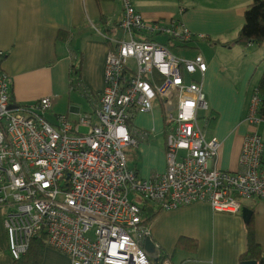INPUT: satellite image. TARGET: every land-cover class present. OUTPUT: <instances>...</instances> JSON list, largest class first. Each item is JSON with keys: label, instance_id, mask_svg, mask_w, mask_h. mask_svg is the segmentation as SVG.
<instances>
[{"label": "built area", "instance_id": "2783aa9c", "mask_svg": "<svg viewBox=\"0 0 264 264\" xmlns=\"http://www.w3.org/2000/svg\"><path fill=\"white\" fill-rule=\"evenodd\" d=\"M120 2L104 90L77 121L58 115L48 122L49 98L11 103L0 50V210L12 261L38 238L70 264H153L143 250L150 236L143 206L173 211L203 202L213 213L241 215L245 201L264 200L260 135L245 136L238 170L228 172L214 166L218 143L198 125V111L207 108L193 76L207 66L198 54L184 60L173 50L202 36L175 19L146 21L130 0ZM154 103L163 111L166 165L142 178L127 167L125 149L147 139L130 124ZM260 106L254 92L245 119L253 128L264 121Z\"/></svg>", "mask_w": 264, "mask_h": 264}, {"label": "crops", "instance_id": "0c3cea01", "mask_svg": "<svg viewBox=\"0 0 264 264\" xmlns=\"http://www.w3.org/2000/svg\"><path fill=\"white\" fill-rule=\"evenodd\" d=\"M130 2L146 21L175 19L194 35L202 36L174 49L173 54L184 60L198 54L206 63L205 73L194 74L193 80L201 84L207 108L198 111L204 122L201 130L206 140L218 143L214 166L237 171L243 140L252 131L260 135L264 155V121L253 128L245 120L264 71V42L246 46L232 43L251 0ZM121 17L120 0H0V50L5 53L2 69L10 78L14 103L30 105L49 98L54 122L58 115L77 121L90 113L104 90V61L109 48L105 38L118 36L116 25ZM101 19L109 27L106 36L99 32ZM59 31L67 33L66 41L57 39ZM255 45L258 48L251 50ZM77 56L81 57V86L75 91L69 85V70ZM130 125L147 134V139L125 149L127 167L142 178L162 174L166 157L161 105L154 103L150 112L134 115ZM244 207L252 211L254 239L264 263V200L245 201ZM245 223L242 215L216 214L207 203L198 202L161 211L150 226L149 237L172 264H241L240 256L247 249ZM185 238L196 242L194 251L176 249L178 241ZM11 263L0 210V264ZM40 264L70 262L45 247Z\"/></svg>", "mask_w": 264, "mask_h": 264}, {"label": "trees", "instance_id": "16d2710c", "mask_svg": "<svg viewBox=\"0 0 264 264\" xmlns=\"http://www.w3.org/2000/svg\"><path fill=\"white\" fill-rule=\"evenodd\" d=\"M244 22L240 30L238 31L236 38L232 41L233 44L246 46L248 44L261 45L264 42V0H251L246 7L243 14ZM101 25L99 28L100 34L106 36L109 34V27L104 24L101 19ZM66 32H58L57 39L60 41H66ZM109 37L106 36V41L109 44ZM81 67V57L77 56L72 60V64L69 70V85L72 90L76 91L79 80V72ZM260 99L261 106L259 114L264 118V71L257 85V90ZM10 102L13 103L11 96ZM145 225L151 226L152 222L160 214L161 210L155 207L143 206L142 207ZM245 231L247 238V249L244 254L240 256V263L247 261H254L256 264H264L263 257L260 252L259 245L254 239V230L252 226L251 218L245 223ZM196 242L191 241L187 238L179 240L176 249H184V251H194ZM45 246L42 239H34L30 243V247L25 255L20 259L12 261L11 264H40L42 253ZM164 258H168L166 254L160 252L158 259L153 264H161ZM170 259V258H169ZM171 260V259H170Z\"/></svg>", "mask_w": 264, "mask_h": 264}, {"label": "water", "instance_id": "95a60500", "mask_svg": "<svg viewBox=\"0 0 264 264\" xmlns=\"http://www.w3.org/2000/svg\"><path fill=\"white\" fill-rule=\"evenodd\" d=\"M242 218L244 220V222H247L250 218V216L252 215V211L249 210L248 208H243L242 212H241ZM143 250L146 253V255L153 261L155 262L159 256V249L156 247V245L154 244V242L152 241V239L150 237H147L144 241V245H143ZM242 264H256V262L254 261H247V262H243Z\"/></svg>", "mask_w": 264, "mask_h": 264}, {"label": "rangeland", "instance_id": "374dc122", "mask_svg": "<svg viewBox=\"0 0 264 264\" xmlns=\"http://www.w3.org/2000/svg\"><path fill=\"white\" fill-rule=\"evenodd\" d=\"M118 35H120V34H118ZM158 39H162V38L159 37ZM256 48H258V47L255 45L254 47H252L251 50H254V49H256ZM81 98H82V97H81ZM81 101L83 102V100H81ZM57 113H58V112H57ZM53 114H54V113H53L52 110H51V112H48V113L45 114L44 118H45L48 122H50V123H54V115H53ZM63 114H64V113H63ZM199 114H200V113H199ZM199 121H200V120H199ZM203 125H204V122H203V121H200V122H199V127L202 128ZM202 129H203V128H202ZM80 132H81V133L85 132V129H84V128H81Z\"/></svg>", "mask_w": 264, "mask_h": 264}]
</instances>
